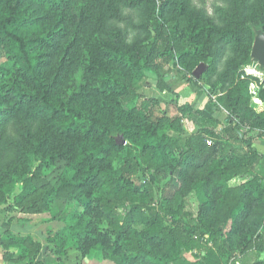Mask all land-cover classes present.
I'll use <instances>...</instances> for the list:
<instances>
[{
	"label": "trees",
	"instance_id": "16d2710c",
	"mask_svg": "<svg viewBox=\"0 0 264 264\" xmlns=\"http://www.w3.org/2000/svg\"><path fill=\"white\" fill-rule=\"evenodd\" d=\"M154 1L0 0V48L8 64L0 66V168L5 172L3 179L6 180L4 185L0 181V192L8 197L14 190L16 180H11L12 175L27 167L31 152L39 153L46 148L43 138L37 141L36 137L43 133L44 125L52 124L59 136L81 139L73 150L69 170L72 176L81 173L83 184H96L98 213L107 230L114 235L115 243H123L129 233L134 234L135 238L125 246L134 258L143 255L140 264H196L181 257L183 251L192 247L204 249L208 259L199 264H209L210 258L216 256L214 250L200 246L193 238L197 233H189V242L175 237L163 216L177 215L185 205L183 199L193 194L198 203L197 215L190 212H183V215L189 222L196 223L197 232L202 231L224 245L226 241L220 238L227 227L226 218L231 220L230 227L235 230L239 219L254 207V201L263 199L259 180L249 179L236 188L228 184L243 170L252 169L260 159L252 148V133L264 131V111L254 109L251 101L250 81L257 79L242 78V72L237 73L239 63L231 68V62L226 63L221 72L216 71L215 65L217 58L223 55L227 41L236 44L242 41V18L249 16L264 22V1L254 5L261 11L251 13L247 0L235 14L224 11L219 14L220 10H216L218 23L211 19L208 24L205 16L196 20L181 6L173 9L171 0L160 6L152 4ZM120 5L131 11L151 6L150 18L154 22L162 19L167 23L185 16L193 21L186 31L165 28V45L174 47L179 41L189 40L177 53L180 74L185 78L198 66L200 56L211 59L206 74L209 77L215 75L222 83L213 103V112H226L230 117L228 123L234 129H246L247 137L241 132H238V139L221 134L222 139L208 145L206 133L215 132L219 122L211 114L195 110L189 104L182 107L187 113L186 120L199 130L184 142L170 135L180 129L182 119L162 125L161 118H155L157 124L150 123L148 115L154 114L152 105H156L157 100L143 99L137 104L139 97L135 85L143 79L144 73L139 54L132 51L124 54L105 52L102 62L84 68V82L70 96L71 103L87 97V101H82L83 108L93 103L95 113L108 119L113 132L124 139V145L118 144L108 130L102 132L88 117L57 108L53 100L56 82L48 85L45 81L50 69L56 66L60 73L65 67L78 68L73 65L75 49L82 42L87 45L89 36L103 39L104 33L113 26L110 21L121 12ZM205 37L210 38L207 45L201 42ZM221 41H226L225 45L218 46ZM106 55H112L124 65L121 64L129 75V83L125 82L121 70L112 68ZM257 99L264 105V81L259 84ZM235 144L245 145L248 151L243 155L234 154ZM29 145L36 147L28 149ZM111 153H115L114 166L97 172V165ZM163 160L182 168L176 171V180L165 187L160 206L163 215L150 216L140 205L144 196L139 192L141 188L150 191L149 202H152L151 184L155 182L154 175L160 172ZM50 166L48 160L42 167ZM142 167L151 170L150 179L136 186L131 177ZM29 185L30 182L25 180L24 190ZM53 196H57V192L51 188L42 199L48 201L47 197ZM65 225L61 234H68L72 240L89 239L90 233L81 223L71 225L67 218ZM147 242L155 243L158 250L143 251ZM52 245L60 248L58 243ZM256 251L254 247L245 248L232 264H264Z\"/></svg>",
	"mask_w": 264,
	"mask_h": 264
},
{
	"label": "rangeland",
	"instance_id": "374dc122",
	"mask_svg": "<svg viewBox=\"0 0 264 264\" xmlns=\"http://www.w3.org/2000/svg\"><path fill=\"white\" fill-rule=\"evenodd\" d=\"M258 1L261 4L264 0H247L251 9L250 13L259 10L254 7ZM162 2L169 3L170 0H155L152 4L156 3L160 6ZM244 2L245 0H171L173 9L175 6L177 8L181 6L187 10L188 15L192 14L191 17H195L196 20L205 16L207 24L211 19L218 23L216 10H220L219 14L221 11L235 14ZM150 16L151 6L132 11L122 7L121 12L114 15L110 21L113 26L109 28L108 33H104L103 39L97 40L95 36H89L86 38L87 45L82 42L75 49L73 65H78V68L65 67L58 73L56 66H53L49 71V76L45 78L48 85L56 82L53 100L60 111L69 110L88 117L91 123L99 127L102 132L108 130L118 144L124 145V139L113 132L110 122L105 116L95 113L96 106L90 102L87 108H83L82 101H87V97L80 98L76 103H71L70 98L71 94L77 91L81 83L84 82V68L95 65L97 61L102 62L104 54L108 52L124 54L128 51L139 54L144 75L143 79L135 85L139 97L137 104L143 99L157 100V104L152 105L154 114L148 115L150 123L157 124L155 118H161L162 125L174 122L177 118L182 119L180 129L170 133L182 142L199 130L193 123L186 120L187 113L182 107L189 104L195 110L205 111L199 106L202 99H207L212 105L213 112V103L222 85L221 80L215 75L207 76L206 72L211 67L208 62L211 59H205L203 56H200L199 64L191 76L185 78L180 74L177 53L186 46L189 40L179 41L174 47L165 45L163 37L165 28L174 27L186 31L192 25V20L185 16L186 18L179 17L177 21L171 20L167 23L161 19L159 23L154 22ZM240 26L244 33L242 41L240 44L227 41L228 44L223 50V55L217 58L216 71L221 72L226 63L231 62L229 68L233 64L239 63L237 73L242 72V78L251 76L257 79V81H250L252 106L258 111H264V105L258 107L256 103L258 102L259 84L264 81V66L251 57L255 38L264 35V22L258 19L252 20L247 16L241 19ZM205 33L208 36L207 32ZM201 40L206 45L210 42L209 37ZM225 43L226 41H221L218 46H223ZM159 45L161 46L158 47ZM201 50L203 51L204 48ZM4 54L0 48V66L8 65ZM106 56L112 68L121 70L125 82L129 83V75L122 68V63H118L112 55ZM134 59L136 60L137 57ZM125 61L126 59L123 60V62ZM205 112L215 118L216 112ZM221 113L222 119L227 122L230 119L229 115L224 111ZM233 131L237 138L238 132L247 137L246 129L233 128ZM42 132L36 137V140L39 141L43 138L46 148H43L39 153L31 152L27 167H22L12 175L11 180H16L15 188L8 197L0 192V222L7 226L0 234L2 264H140L139 259L143 255L134 258L133 254L127 253L125 246L135 238V235L129 233L123 243H115L114 235L107 230L98 213L95 202L96 184H83L81 173L78 172L72 176L69 170L73 160V150L79 145L81 139L76 136L69 138L59 136L52 124L44 125ZM209 132L206 133L208 145L222 139L221 134L224 135L223 131L218 128L215 132ZM252 137L264 139V131L254 132ZM33 147L36 145H29L27 148ZM241 153L242 151L234 149V154L241 155ZM114 157L115 153L108 154L104 161L97 165V172L102 171L105 167H113ZM48 160L51 166L42 167ZM171 166L174 168L171 169ZM181 168L182 166L175 165L171 161H162L160 172L154 175L155 182L151 184L152 202H149L150 191L141 188L139 194L143 195L144 199L140 205L150 216L163 215L160 212V206L165 187L168 182L176 180V171ZM150 173V169L142 167L136 176L131 177V181L136 186H141L149 181ZM4 175L5 172L0 168V181L3 185L6 182L5 178L3 179ZM64 176L65 179H63ZM249 179L261 181L260 194L263 199L261 202L254 201V207L239 219L235 230L230 227L231 220L226 218L227 227L222 230L220 238V240L226 241L224 245L212 240L202 231L197 232L196 223L189 222L188 218L183 215V212L193 213L195 217L197 215L198 203L193 194L183 199L185 205L177 215L163 216L165 223L175 237L185 242L190 241L189 233H197L193 235L195 241L200 246L212 248L215 252L216 256L212 260L210 258L209 264H232L240 257L242 250L250 247L257 250L259 260L264 262V159H259L252 169L243 170L228 184L231 188H236ZM25 180L30 182L26 190L23 188ZM51 188H54L57 196L47 197L48 201L42 199L43 194ZM222 212H219L220 216H223ZM52 218H55V221H50ZM67 218L71 225L81 223L83 227H86L90 233L89 239L80 237L72 240L68 234H61L66 228L65 220ZM54 243H58L60 248H54L52 245ZM149 249L154 252L158 250L153 242H147L143 247V251ZM181 257L196 264L208 259L206 251L197 247L183 251Z\"/></svg>",
	"mask_w": 264,
	"mask_h": 264
},
{
	"label": "crops",
	"instance_id": "0c3cea01",
	"mask_svg": "<svg viewBox=\"0 0 264 264\" xmlns=\"http://www.w3.org/2000/svg\"><path fill=\"white\" fill-rule=\"evenodd\" d=\"M256 103H257L258 107L263 106V104L260 103L259 101L256 102ZM199 108L203 109V110H205V111H207L209 113L212 112V105L209 103V101L207 99H202V102L200 103ZM214 117H215V119L217 121H219V125L217 127L218 129L223 131V133L228 138L238 139L235 136V133L233 131L232 125L229 124L228 121L226 122V120L222 119L221 111H216V113L214 114ZM252 148L260 156V159H264V139H262L260 137H254L252 139ZM235 149H238L240 152L242 151L241 155L245 154L248 151L247 147L245 145H243V144H235ZM6 228H7V226H5L4 223L0 222V234ZM0 264H2V252H1V249H0Z\"/></svg>",
	"mask_w": 264,
	"mask_h": 264
},
{
	"label": "water",
	"instance_id": "95a60500",
	"mask_svg": "<svg viewBox=\"0 0 264 264\" xmlns=\"http://www.w3.org/2000/svg\"><path fill=\"white\" fill-rule=\"evenodd\" d=\"M251 57L254 58L261 66H264V35L255 38Z\"/></svg>",
	"mask_w": 264,
	"mask_h": 264
},
{
	"label": "bare ground",
	"instance_id": "6f19581e",
	"mask_svg": "<svg viewBox=\"0 0 264 264\" xmlns=\"http://www.w3.org/2000/svg\"><path fill=\"white\" fill-rule=\"evenodd\" d=\"M198 73H200V72H198ZM200 75V74H199Z\"/></svg>",
	"mask_w": 264,
	"mask_h": 264
}]
</instances>
